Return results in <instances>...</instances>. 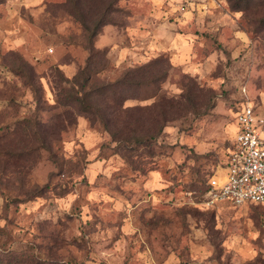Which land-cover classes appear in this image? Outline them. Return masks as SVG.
Segmentation results:
<instances>
[{"label": "rangeland", "instance_id": "374dc122", "mask_svg": "<svg viewBox=\"0 0 264 264\" xmlns=\"http://www.w3.org/2000/svg\"><path fill=\"white\" fill-rule=\"evenodd\" d=\"M68 1L0 4V264H264V205L206 195L244 86L264 115V0H114L93 44ZM88 64L94 84L147 66L117 136L108 99L65 96Z\"/></svg>", "mask_w": 264, "mask_h": 264}, {"label": "trees", "instance_id": "16d2710c", "mask_svg": "<svg viewBox=\"0 0 264 264\" xmlns=\"http://www.w3.org/2000/svg\"><path fill=\"white\" fill-rule=\"evenodd\" d=\"M5 2V0H0V4ZM85 0H69L68 3H72V12L73 14L82 22L86 30L88 31V40L91 44H93L94 37L100 33L101 28L111 23L112 20H109L110 12H113L114 9V3L116 1L114 0H92L94 4H101L99 7L101 10V18H99L100 15L96 17L94 21H92V25L88 22V15L89 12L92 10L90 7L89 2H85ZM236 10L237 8H240L239 6H234ZM89 9L90 11H88ZM93 12V10H92ZM90 12V14H92ZM147 66L137 67L134 69H129L126 72L122 74L117 80L113 82L103 83V84H94L92 71L89 69V64L81 69L73 78L75 92L77 93L74 95L73 91H69L68 100H74L78 103H81L82 106L85 108V111H91L93 105L97 104V102L100 101V98L108 99L110 102L109 109L110 112H105L104 115H102L103 124L107 129H109L114 136H117L119 133L125 132L126 129H129L131 126V123L126 119V117H129L128 113L131 111H134L136 109L143 110L142 106L136 108L134 107H125V103L130 99H140L145 100L147 97H143L141 93V87L146 84L149 79H145V75L143 72H145V68ZM164 73L159 74L158 73L151 78L152 82L160 81L164 78ZM86 87H90L89 91H85ZM78 88V89H76ZM134 89V91H132ZM139 90V91H138ZM66 91V90H65ZM67 93V92H66ZM64 96V97H65ZM71 96V97H70ZM156 96H159V92L156 94ZM69 97L71 99H69ZM160 99L158 102H155L154 104L158 107L160 105L162 111L160 112V115L166 116L169 113V110L178 103V101L175 98L168 97L167 95H160ZM67 100V102H69ZM66 102V101H65ZM95 102V103H94ZM88 103V105H87ZM169 108V110L167 109ZM135 113V112H133ZM123 117V118H122ZM121 119H123L121 121ZM135 119L139 123H143L144 117L143 115L139 114V116H135ZM164 119L168 120L167 117H164ZM114 126V129L113 127ZM131 131V130H130ZM214 173V172H213ZM212 173V174H213ZM211 174V175H212ZM209 175L207 179V187H206V193L208 192L209 185L208 180L211 177ZM251 206H259V205H251ZM21 262V261H20ZM32 263H38L41 264L40 261ZM22 263V262H21ZM2 264V263H1ZM5 264H11L10 261H6ZM15 264V262H14ZM18 264V263H17Z\"/></svg>", "mask_w": 264, "mask_h": 264}, {"label": "built area", "instance_id": "2783aa9c", "mask_svg": "<svg viewBox=\"0 0 264 264\" xmlns=\"http://www.w3.org/2000/svg\"><path fill=\"white\" fill-rule=\"evenodd\" d=\"M235 113L236 132L226 158L208 180L211 203L264 205V115L248 99Z\"/></svg>", "mask_w": 264, "mask_h": 264}]
</instances>
